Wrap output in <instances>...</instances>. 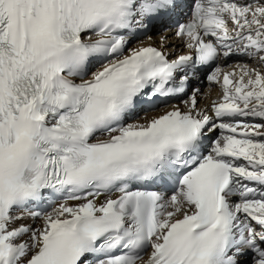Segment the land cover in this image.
I'll list each match as a JSON object with an SVG mask.
<instances>
[{
	"label": "snow or ice",
	"instance_id": "snow-or-ice-1",
	"mask_svg": "<svg viewBox=\"0 0 264 264\" xmlns=\"http://www.w3.org/2000/svg\"><path fill=\"white\" fill-rule=\"evenodd\" d=\"M0 264H264V0H0Z\"/></svg>",
	"mask_w": 264,
	"mask_h": 264
},
{
	"label": "bare ground",
	"instance_id": "bare-ground-1",
	"mask_svg": "<svg viewBox=\"0 0 264 264\" xmlns=\"http://www.w3.org/2000/svg\"><path fill=\"white\" fill-rule=\"evenodd\" d=\"M165 34V32H164ZM170 37V40H171V43L173 44H177L178 41H176L175 39H171V33H167ZM153 35V41L157 44L158 46V42H159V37L161 36H157V35ZM146 40V38H144ZM184 49L182 48H178L176 50V53L175 54H178L180 52H183ZM223 67V65H222ZM200 89H201V94L200 96L198 97V102H199V106L201 108H205V109H208L210 108V105L211 103L214 101V100H218L220 99L221 97V92H220V88L218 85H212L210 84L206 79H204L202 82H200L198 85H197ZM204 88V89H203ZM203 89V90H202ZM170 104H180L181 107H183V105L181 104V102H174V103H170ZM166 106H162L160 108H157V109H154V110H151L150 113L148 114H145L141 117H139V119L143 120L145 117L147 118H151L152 116H155V115H159L163 112V110L165 109ZM150 111V110H149ZM50 210V209H49Z\"/></svg>",
	"mask_w": 264,
	"mask_h": 264
},
{
	"label": "rangeland",
	"instance_id": "rangeland-1",
	"mask_svg": "<svg viewBox=\"0 0 264 264\" xmlns=\"http://www.w3.org/2000/svg\"><path fill=\"white\" fill-rule=\"evenodd\" d=\"M153 34H154V35H157V36H160V35L164 34V31L162 30V31H160V32H154ZM203 89H204V88H203ZM203 89H202V90H203ZM184 99L187 100L188 97L185 96ZM178 102H180V101H178ZM157 108H160V105H159ZM157 108H155V109H157ZM149 110H150V111H149ZM149 110H148L147 112H143V111H142V112L140 113V117L143 116V115H145V114L150 113L151 110H154V109H149Z\"/></svg>",
	"mask_w": 264,
	"mask_h": 264
}]
</instances>
